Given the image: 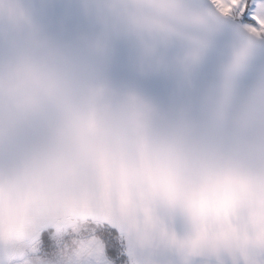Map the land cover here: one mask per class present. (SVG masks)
Returning <instances> with one entry per match:
<instances>
[{
    "label": "clouds",
    "instance_id": "obj_1",
    "mask_svg": "<svg viewBox=\"0 0 264 264\" xmlns=\"http://www.w3.org/2000/svg\"><path fill=\"white\" fill-rule=\"evenodd\" d=\"M30 2L0 0V33L12 37L9 54L0 58V97L21 114L48 113L54 136L72 145L73 156L60 165L58 178L73 177L84 161L134 175L138 162L169 178L188 175L192 187L169 201L192 228L190 235L173 240L178 256L186 261L206 249L264 264V164L259 172L216 166L178 136L153 134L152 102L104 74L106 44L98 41L81 54L46 31ZM80 7L102 33L125 38L141 68L156 71L197 69L225 24V16L185 0H80ZM260 40L244 25L231 26L227 57L204 101L207 120L229 130L247 156L264 162V71L245 92L238 89ZM162 46H172L170 56L161 54ZM220 200L231 206L218 210ZM229 216V235L201 236L205 222L219 227Z\"/></svg>",
    "mask_w": 264,
    "mask_h": 264
},
{
    "label": "water",
    "instance_id": "obj_2",
    "mask_svg": "<svg viewBox=\"0 0 264 264\" xmlns=\"http://www.w3.org/2000/svg\"><path fill=\"white\" fill-rule=\"evenodd\" d=\"M185 2L220 14L211 0ZM30 6L51 36L81 54L87 55L98 41L106 44L104 74L114 83L134 86L152 102L153 134L178 136L195 145L213 165L260 171L264 162L247 156L229 130L215 127L206 117L205 90L227 57L231 26L241 24L225 16L224 26L199 67L184 74L171 68H141L130 43L118 34L102 33L82 13L80 0H31ZM11 39L0 33V58L9 54ZM171 51L172 46L161 47L164 56H170ZM260 71H264V40L258 42L253 60L238 82L241 93ZM72 156V145L54 136L48 113L37 110L21 114L0 97V264H6L10 249L18 247L21 236L31 240L71 217L106 218L122 226L129 264H249L240 255L220 257L206 249L186 261L178 256L173 240L190 235L192 228L169 201L192 187L190 176L169 178L139 162L134 175L116 165L101 169L84 161L73 177L58 178L60 165ZM230 206L229 200L215 203L220 211ZM35 215L38 222L33 221ZM232 224L231 216L219 227L205 222L201 236L206 238L213 231L221 237L229 235Z\"/></svg>",
    "mask_w": 264,
    "mask_h": 264
},
{
    "label": "rangeland",
    "instance_id": "obj_3",
    "mask_svg": "<svg viewBox=\"0 0 264 264\" xmlns=\"http://www.w3.org/2000/svg\"><path fill=\"white\" fill-rule=\"evenodd\" d=\"M24 238L21 236L20 245L25 246ZM29 242L30 249H10L6 264H129L125 230L106 218L71 217L68 222L48 227Z\"/></svg>",
    "mask_w": 264,
    "mask_h": 264
},
{
    "label": "snow or ice",
    "instance_id": "obj_4",
    "mask_svg": "<svg viewBox=\"0 0 264 264\" xmlns=\"http://www.w3.org/2000/svg\"><path fill=\"white\" fill-rule=\"evenodd\" d=\"M223 16L241 21L252 34L264 38V0H211Z\"/></svg>",
    "mask_w": 264,
    "mask_h": 264
},
{
    "label": "crops",
    "instance_id": "obj_5",
    "mask_svg": "<svg viewBox=\"0 0 264 264\" xmlns=\"http://www.w3.org/2000/svg\"><path fill=\"white\" fill-rule=\"evenodd\" d=\"M33 218H34L33 221H35V222H38V221H39L38 216H36V217L33 216ZM29 241H30L29 239L26 240V242H25V246H23L24 243H23L22 245H20V243H19L17 248H18L19 250H23V251H24V250H27V249H30V247H31L32 244H30Z\"/></svg>",
    "mask_w": 264,
    "mask_h": 264
}]
</instances>
